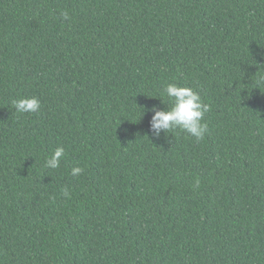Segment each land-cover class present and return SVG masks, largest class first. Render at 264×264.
<instances>
[{"label":"trees","instance_id":"16d2710c","mask_svg":"<svg viewBox=\"0 0 264 264\" xmlns=\"http://www.w3.org/2000/svg\"><path fill=\"white\" fill-rule=\"evenodd\" d=\"M0 264H264V0H0Z\"/></svg>","mask_w":264,"mask_h":264},{"label":"clouds","instance_id":"9594fccd","mask_svg":"<svg viewBox=\"0 0 264 264\" xmlns=\"http://www.w3.org/2000/svg\"><path fill=\"white\" fill-rule=\"evenodd\" d=\"M61 18L65 21L70 19L67 11L60 13ZM164 94L172 101L171 107L167 110H161L153 107L149 121V131L159 138L162 133L166 134L173 130H182L188 133L197 141L202 140L207 131V124L203 122L204 116L211 109L208 104H205L197 91L190 87L180 86L176 83H169L163 89ZM12 106L17 113L32 114L37 113L41 108V103L36 97H22L14 99ZM64 155L62 147L57 148L49 158H47L45 167L57 169L60 166L61 158ZM80 167H74L71 170L73 176H78L83 173ZM63 195L68 197V189L62 190Z\"/></svg>","mask_w":264,"mask_h":264}]
</instances>
